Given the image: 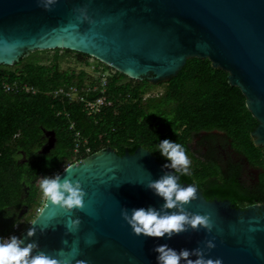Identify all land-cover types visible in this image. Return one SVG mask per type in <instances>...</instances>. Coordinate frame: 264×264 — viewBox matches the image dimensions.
<instances>
[{"label": "water", "instance_id": "95a60500", "mask_svg": "<svg viewBox=\"0 0 264 264\" xmlns=\"http://www.w3.org/2000/svg\"><path fill=\"white\" fill-rule=\"evenodd\" d=\"M47 3L0 0V65L12 66L35 51L65 49L129 79L156 84L175 77L188 59H207L213 69L227 72L229 85L244 95L257 121L250 137L264 151V0H53L51 10H45ZM48 142L46 150L54 141ZM162 165L142 147L123 155L100 149L68 165L73 167L69 173H60L81 183L87 193L84 210L66 214L45 200L18 237L24 239L35 228L25 243L34 240L39 250L62 260L57 253L71 252L78 241L70 264H157L154 248L159 245L193 250L215 237L206 258L264 264V205L236 208L228 200H206L199 189L197 199L185 207L192 214L210 215L211 233L189 230L171 239L134 235L121 209L161 207L163 199L146 185L173 171ZM179 183L191 185L180 176ZM77 218L79 230L68 232L66 223Z\"/></svg>", "mask_w": 264, "mask_h": 264}, {"label": "trees", "instance_id": "16d2710c", "mask_svg": "<svg viewBox=\"0 0 264 264\" xmlns=\"http://www.w3.org/2000/svg\"><path fill=\"white\" fill-rule=\"evenodd\" d=\"M47 51L53 56L43 64L35 55ZM60 52L73 53L76 63L88 65L89 57L65 49L35 51L12 66L0 65V238L20 235L13 228L22 212L39 203L37 180L60 174L64 162L75 163L106 147L118 155L142 147L165 164L158 149L161 141L178 142L190 155L189 138L199 131L226 133L249 163L261 170L258 182L249 188L236 179L215 180L220 176L217 169L197 159L190 175L176 173L181 182L197 186L208 201L228 200L241 209L264 204V151L250 137L257 121L240 89L229 85L227 72L213 69L207 59H188L175 77L161 84V94L144 99L153 85L116 72L108 79L106 91L114 105L88 117L81 104L52 94L62 86L79 87L86 76L84 71L77 75L62 71ZM6 86L12 90L6 91ZM99 96L96 91L88 99ZM74 131L86 139L78 154L73 151ZM48 139L54 142L46 150Z\"/></svg>", "mask_w": 264, "mask_h": 264}, {"label": "clouds", "instance_id": "9594fccd", "mask_svg": "<svg viewBox=\"0 0 264 264\" xmlns=\"http://www.w3.org/2000/svg\"><path fill=\"white\" fill-rule=\"evenodd\" d=\"M52 3L53 0H48V3L43 5L45 10H51ZM158 149L160 155L167 161L162 165L163 169L174 170L179 175L190 173L192 160L184 145L164 139L159 143ZM72 168L71 166L65 168V173H69ZM179 175L174 174L173 171H165L159 179L152 180L146 185L155 195L163 199L164 203L159 209L155 207L121 209V217L130 226L134 235L171 239L189 230L204 229L208 233L212 232L214 222L210 215L192 214L186 210L185 206L197 199L198 187L183 186L179 183ZM40 189L46 198L47 205L50 203L51 206L66 214L71 213L73 209L84 210V198L87 193L81 183L78 180H72L69 175L62 178L60 174H55L52 177L40 178ZM80 224L79 218L69 219L65 226L68 232L76 233ZM35 234V228L31 227L24 239L15 235L0 238V264H70L69 258L78 254V241H74L76 247L71 252L65 253L61 249L57 253L58 256L64 257L63 260L53 258L39 250V244L36 241L25 243ZM214 241L215 237L205 241L203 248L197 247L193 250L177 251L167 244L159 245L154 248V252L158 254L157 264H181L182 261L183 264H222L220 258H206L205 250L214 249L216 246ZM94 242V240L86 241V243ZM63 243L66 244L67 241ZM76 264H87V261L77 260Z\"/></svg>", "mask_w": 264, "mask_h": 264}, {"label": "flooded vegetation", "instance_id": "af4514ba", "mask_svg": "<svg viewBox=\"0 0 264 264\" xmlns=\"http://www.w3.org/2000/svg\"><path fill=\"white\" fill-rule=\"evenodd\" d=\"M162 83L164 82L149 84L153 86H161ZM188 148L190 152L189 157L192 160L190 173L193 172V160L197 159L204 163H210L212 167L217 169L220 176L213 177L215 180L236 179L239 183H243L249 188L253 187L258 182V176L261 170L252 166L247 157L235 148L226 133L222 131H199L198 133L192 134L189 138Z\"/></svg>", "mask_w": 264, "mask_h": 264}, {"label": "built area", "instance_id": "2783aa9c", "mask_svg": "<svg viewBox=\"0 0 264 264\" xmlns=\"http://www.w3.org/2000/svg\"><path fill=\"white\" fill-rule=\"evenodd\" d=\"M90 58V57H89ZM92 59L94 62H97L96 65H91L89 62L84 68L91 67L92 71L97 75L94 80H84L83 83L78 87L77 85L62 86L57 90L53 91V96L60 99L66 100L69 103H77L82 105V110L88 117H95L98 115L104 107H112L113 100L106 96L108 79L114 75L117 71L108 67L99 61ZM86 74V73H85ZM86 78V77H85ZM6 91L12 90L10 87H5ZM26 92H33L32 88H23ZM99 91L100 96L95 99H88V95ZM150 96V94H145L143 99ZM119 103V102H118ZM70 129H74L73 125H70ZM86 139H84L81 134L77 131H74V153L78 154L79 151L84 147ZM86 153H89V149H84ZM13 231H19L17 224L13 228ZM14 233H12L13 235ZM10 235V236H12ZM6 236L4 238H8Z\"/></svg>", "mask_w": 264, "mask_h": 264}, {"label": "rangeland", "instance_id": "374dc122", "mask_svg": "<svg viewBox=\"0 0 264 264\" xmlns=\"http://www.w3.org/2000/svg\"><path fill=\"white\" fill-rule=\"evenodd\" d=\"M59 55L61 56L59 64H60V69L62 71H67V70L72 71L75 73V75H77L80 71H84L86 73L85 80H88V79L94 80L97 77V75L92 71V68H91L92 66L88 68H84L83 64L76 63L75 54L73 53L63 54L60 52ZM35 56L40 59L41 63L49 64L53 56V52L52 51L39 52ZM87 61L88 63L90 62L91 65L97 64V62H94L92 59H88ZM162 91H163V86L158 85V86L151 87L147 93L152 96H156V95L161 94ZM68 165H70L69 162H64V164L61 166V169L62 170L65 169ZM36 187L39 190V193H38L39 203L33 206L31 209H29L26 214L25 212L21 213L19 221L17 223L18 230H20L21 233L31 224V222L34 220L33 217L39 213V211L42 209L43 204L46 200V198L43 196L41 189H40V178L36 182Z\"/></svg>", "mask_w": 264, "mask_h": 264}]
</instances>
